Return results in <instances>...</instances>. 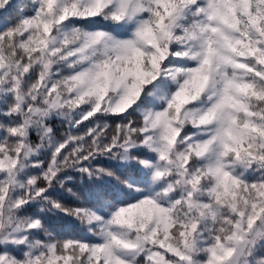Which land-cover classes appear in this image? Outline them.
Masks as SVG:
<instances>
[{
  "label": "clouds",
  "instance_id": "obj_1",
  "mask_svg": "<svg viewBox=\"0 0 264 264\" xmlns=\"http://www.w3.org/2000/svg\"><path fill=\"white\" fill-rule=\"evenodd\" d=\"M0 264H264V0H0Z\"/></svg>",
  "mask_w": 264,
  "mask_h": 264
}]
</instances>
